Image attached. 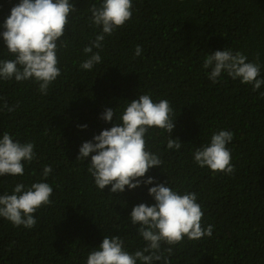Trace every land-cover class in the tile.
Returning a JSON list of instances; mask_svg holds the SVG:
<instances>
[{
    "label": "trees",
    "instance_id": "obj_1",
    "mask_svg": "<svg viewBox=\"0 0 264 264\" xmlns=\"http://www.w3.org/2000/svg\"><path fill=\"white\" fill-rule=\"evenodd\" d=\"M101 2L70 0L77 11L58 43L61 75L46 95L32 80H0V138L7 132L14 141L31 142L36 154L24 162L22 176L0 177V195L12 194L20 183L53 188L51 204L36 211L33 228L14 227L0 217V264H87L104 236H119L130 254L142 250L145 241L130 213L141 203H155L148 190L156 183L195 193L202 227L213 226L210 237H185L171 255L162 244L168 264H264V85L254 92L226 73L213 84L203 68L206 56L227 49L258 63V78L264 79V0H132L131 19L105 36L102 50L93 48L101 63L83 70L88 58L83 50L102 31L92 24L90 9ZM18 3L0 0V25ZM11 59L0 37V60ZM143 94L153 102L169 101L175 120L171 138L181 148L168 149L169 134L151 129L146 150L162 165L149 169L136 189L101 191L88 172L91 156L77 160L79 149L119 123L128 103ZM107 108L116 112L112 123L100 118ZM220 130L233 134L227 145L230 175L194 162L196 149ZM45 166L52 169L47 178ZM149 177L155 183L145 186Z\"/></svg>",
    "mask_w": 264,
    "mask_h": 264
},
{
    "label": "clouds",
    "instance_id": "obj_2",
    "mask_svg": "<svg viewBox=\"0 0 264 264\" xmlns=\"http://www.w3.org/2000/svg\"><path fill=\"white\" fill-rule=\"evenodd\" d=\"M132 8V0H102L99 6H92V24L102 31L83 50L88 57L80 65L83 70H91L101 63L100 52H93V48L102 50L105 36H111L131 19ZM75 11L77 8L70 0H19L0 25L3 28L0 37L8 53L14 56L11 60H0V80H32L39 86V92L46 95L49 86L61 75L58 43L65 34L70 14ZM61 46L66 47V44ZM141 52V47L137 46L135 56H140ZM203 68L209 70L208 79L213 84L226 73L233 80L252 85L254 92L264 85V79L258 78L260 65L248 62V57L241 52L217 50L206 56ZM5 107L8 106L5 104ZM12 110L8 108V111ZM172 114L168 100L153 102L149 94L139 95L138 99L128 103L119 123L115 122L110 129L81 145L77 160L86 161L91 156L88 172L101 191L106 186H111L112 193H123L126 187L136 189L149 169L163 163L158 155L146 150V134L151 129H162L169 134L168 149L178 151L181 148L182 143L171 138L175 126ZM115 115V110L107 108L100 118L112 123ZM232 139L233 134L226 130L213 133L209 144L196 149L194 162L201 168L207 167L213 174H232L234 167L227 147ZM34 147L31 142L14 141L5 132L0 138V177L22 176L24 162L31 163L36 158ZM51 171V167L45 166L43 176L47 178ZM143 183L147 186L155 181L149 177ZM52 192L53 188L45 182L33 183L28 188L23 183L17 184L12 194L0 195V217L14 227L31 229L37 223L36 211L51 204ZM148 194L155 203L151 206L141 203L130 213L131 223L139 226L138 234L146 246L130 254L119 236H104L99 248L88 254L87 264H155L161 260L168 264L161 253L162 244L169 246L167 252L171 255L172 246L185 237L198 240L212 235V225L202 227L203 212L195 193L179 194L169 186L156 183L149 188Z\"/></svg>",
    "mask_w": 264,
    "mask_h": 264
}]
</instances>
